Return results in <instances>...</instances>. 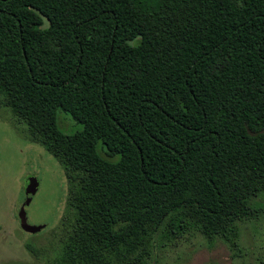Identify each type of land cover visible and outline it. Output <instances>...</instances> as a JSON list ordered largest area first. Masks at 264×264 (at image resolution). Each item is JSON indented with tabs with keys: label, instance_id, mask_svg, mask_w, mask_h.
<instances>
[{
	"label": "trees",
	"instance_id": "obj_1",
	"mask_svg": "<svg viewBox=\"0 0 264 264\" xmlns=\"http://www.w3.org/2000/svg\"><path fill=\"white\" fill-rule=\"evenodd\" d=\"M0 109L64 171L45 264L235 247L264 195V0H0Z\"/></svg>",
	"mask_w": 264,
	"mask_h": 264
},
{
	"label": "rangeland",
	"instance_id": "obj_2",
	"mask_svg": "<svg viewBox=\"0 0 264 264\" xmlns=\"http://www.w3.org/2000/svg\"><path fill=\"white\" fill-rule=\"evenodd\" d=\"M6 116L0 109V264H45L57 253L53 247L67 196L66 178L58 161L20 135ZM57 122L66 133L81 129L63 111ZM30 175L36 177L38 186L25 205L27 219L43 224L35 232L23 230L17 215ZM257 205L259 215L242 223L235 247L221 238L209 242L202 236L172 244L156 234L146 264H264V195Z\"/></svg>",
	"mask_w": 264,
	"mask_h": 264
},
{
	"label": "water",
	"instance_id": "obj_3",
	"mask_svg": "<svg viewBox=\"0 0 264 264\" xmlns=\"http://www.w3.org/2000/svg\"><path fill=\"white\" fill-rule=\"evenodd\" d=\"M38 186V181L34 175L28 176L27 183L25 186V193L28 194L25 198V200L21 203L17 210V215L19 219L20 226L23 230L29 231V232H35L42 228L43 224H33L30 223L27 219L26 209L25 205L28 204L31 200V195L33 194Z\"/></svg>",
	"mask_w": 264,
	"mask_h": 264
}]
</instances>
